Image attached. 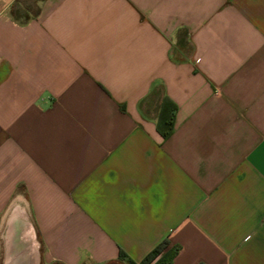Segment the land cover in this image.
I'll list each match as a JSON object with an SVG mask.
<instances>
[{"label": "crops", "instance_id": "obj_1", "mask_svg": "<svg viewBox=\"0 0 264 264\" xmlns=\"http://www.w3.org/2000/svg\"><path fill=\"white\" fill-rule=\"evenodd\" d=\"M21 231L41 264H264V0H0V264Z\"/></svg>", "mask_w": 264, "mask_h": 264}, {"label": "trees", "instance_id": "obj_2", "mask_svg": "<svg viewBox=\"0 0 264 264\" xmlns=\"http://www.w3.org/2000/svg\"><path fill=\"white\" fill-rule=\"evenodd\" d=\"M176 47L179 50H189V45L186 40V31L183 30L178 34ZM160 89H154L150 95L141 103V108L150 107L153 104L158 105V111L156 116V131L160 134L162 139H167L174 130V118L176 106L175 104L165 96H161ZM167 241H163L157 247H155L148 255L144 257L139 263H135L132 260L126 259L127 264H170L175 256L177 249L166 250ZM121 257H125L120 254Z\"/></svg>", "mask_w": 264, "mask_h": 264}, {"label": "bare ground", "instance_id": "obj_3", "mask_svg": "<svg viewBox=\"0 0 264 264\" xmlns=\"http://www.w3.org/2000/svg\"><path fill=\"white\" fill-rule=\"evenodd\" d=\"M15 237L16 239L14 240L15 241L14 244L16 243L18 244L12 245V248H11L12 255L10 254L8 264H32L31 263V260H32L31 259L32 258L31 248H27L26 244H23V242H21L22 241V231L20 232V234H18Z\"/></svg>", "mask_w": 264, "mask_h": 264}, {"label": "rangeland", "instance_id": "obj_4", "mask_svg": "<svg viewBox=\"0 0 264 264\" xmlns=\"http://www.w3.org/2000/svg\"><path fill=\"white\" fill-rule=\"evenodd\" d=\"M13 213L14 212H13V207H12L11 209L8 210V212L6 214L7 219H8V217L12 216ZM25 222H27V221L25 220ZM6 238L9 239V237H7V236L5 237V239ZM20 238H21V236H20ZM15 239H16V237L14 235L10 236V240H11L12 245L15 243V241H14ZM21 242H23V244H26L27 248H31V251H32L31 252L32 253L31 263L32 264H41L40 263V247H39L38 243L35 241L34 237L32 235H28V234L22 235V241Z\"/></svg>", "mask_w": 264, "mask_h": 264}]
</instances>
